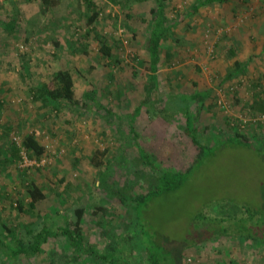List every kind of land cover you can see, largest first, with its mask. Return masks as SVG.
<instances>
[{
    "label": "rangeland",
    "instance_id": "obj_1",
    "mask_svg": "<svg viewBox=\"0 0 264 264\" xmlns=\"http://www.w3.org/2000/svg\"><path fill=\"white\" fill-rule=\"evenodd\" d=\"M195 2L164 1L168 31L155 90L148 39L156 0H0V222L17 231L55 228L66 225V215L73 218L71 211L83 208V232L99 252L118 254L142 238L134 213L126 216L120 201L121 194L132 199L159 186L138 148L169 172L185 171L196 154L184 134L185 117L164 119L162 126L160 117L152 119V108L160 110L176 96L215 89L213 72L226 71L232 63L227 51L231 30L212 25L214 5L190 12ZM238 3L245 12L255 6L251 0H231L220 7ZM94 10L99 16L89 24ZM102 37L112 48L110 60L99 51ZM62 69L73 75L77 103L37 101L31 91ZM236 84L239 89L219 85L220 92L190 103L209 146L206 157L179 189L163 192L142 208L143 220L168 245L180 243L198 211L216 215L224 205L264 210V111L252 108L259 93L254 86ZM87 90L110 112L85 100ZM130 125L141 134L137 140ZM235 132L251 147L220 143ZM28 135L45 148L43 156L24 147ZM96 149L107 151L101 168L90 163ZM31 181L45 195L33 211L27 190ZM73 256L66 238L59 236L31 260L0 264H108L88 254L76 263ZM123 264L151 262L141 246ZM183 264H264V244L221 237L186 249Z\"/></svg>",
    "mask_w": 264,
    "mask_h": 264
},
{
    "label": "trees",
    "instance_id": "obj_2",
    "mask_svg": "<svg viewBox=\"0 0 264 264\" xmlns=\"http://www.w3.org/2000/svg\"><path fill=\"white\" fill-rule=\"evenodd\" d=\"M46 3V0H43ZM164 1L156 0L157 9H151V13L154 16V24L152 27L151 35L148 40V53L150 60V81L154 83L155 90H158V76H157V62L159 59L161 45L163 39L166 37L168 31L167 19L164 16ZM224 4L227 0H196L193 4L191 11L196 13L201 7L211 5L213 3ZM88 8H94L92 2H88ZM99 16V12L96 10L92 11L89 17V24H93ZM99 51L106 59L112 58V48L107 44L104 37L99 38ZM238 67V63H234ZM230 74L229 77H231ZM34 98L44 104L49 102L64 101L69 105L74 106L77 103L74 79L70 70L62 69L58 70L52 79L35 90L31 91ZM210 92H198L189 96H176L165 102V105L160 110L154 109V116L152 119L160 117L162 126H165L164 119L173 120L177 115H183L185 117L184 134L189 139L190 147L196 150V154L192 165L187 167L183 172L175 171L169 172L162 165V161H159L155 156L149 154L144 148L139 147L138 151L141 159L147 165H149L153 173L156 175L155 181L158 187L149 190L145 195L137 196L132 199L126 195L121 194L120 201L125 208V215L134 213V226L141 234L142 238H135V244L127 249L122 250L121 253L113 251H107L101 253L98 251L95 245L91 244L83 232V223L85 210L83 208H76L72 213V219L69 215H66V225L57 226L55 228L42 225V227L36 226L31 229H23L17 231L10 228L5 223L0 222V262L14 263L19 259L31 260L42 252L45 245L49 243L50 239H55L59 236L65 237L68 241L70 248L73 251L72 261L78 262L85 254L94 256L99 260L106 261L108 264H123L124 257L131 255L137 247L143 246L149 254V260L151 264H183V252L186 249L195 248L198 245L208 243L221 237H227L231 239H249L258 243L264 244V210L253 209L249 206L234 205L233 207H220L219 213L213 215L211 212L198 211L192 217L189 223V231L187 235L179 242L169 243L165 242L162 235H157L155 231L149 228V224L146 220H143L142 208L153 199L157 198L163 192L175 191L179 189L187 179L190 171L199 164V162L206 157V150L209 146L203 143V133L201 132L196 122L193 120V113H191L190 103L197 100L198 98L208 99ZM83 98L99 107L103 108L102 105L96 100L95 92L93 90H87L84 92ZM155 103H151L153 106ZM254 110L261 109L264 111V91H259L258 95L254 99L252 104ZM149 110V109H147ZM106 113L110 111L105 109ZM135 115L132 118L134 121ZM130 125V131L135 135V140L141 137V134L135 133V129ZM151 130H147L149 133ZM234 137H228L224 143H234L240 146L250 148L251 144L245 140L242 141V135L235 132ZM234 140H237L234 142ZM24 147L33 152L37 157L43 156L45 148L37 141L34 135H28L23 142ZM106 150L96 149L90 157V163L95 168H101L104 166V159L106 157ZM17 155V152H16ZM165 168V169H164ZM28 194L31 199L29 203V210H34L37 203L45 198L42 190L33 181L28 183L27 186ZM138 209H141L140 212ZM19 210L23 209L19 207ZM146 228V231L144 229ZM151 230V231H150ZM148 231V232H147ZM152 232V233H151ZM162 238V239H161ZM133 242V238H131ZM120 246V245H118Z\"/></svg>",
    "mask_w": 264,
    "mask_h": 264
},
{
    "label": "crops",
    "instance_id": "obj_3",
    "mask_svg": "<svg viewBox=\"0 0 264 264\" xmlns=\"http://www.w3.org/2000/svg\"><path fill=\"white\" fill-rule=\"evenodd\" d=\"M254 1L251 0L252 4ZM256 1L257 4L252 5L249 12H245L246 10L239 3L226 8L220 7L221 3L218 2L211 4L214 5V11L211 12L212 25L217 29L227 25V29L231 30L227 45H231L232 48L227 51L233 58L228 70L222 71L218 68L213 72L215 89H204L200 93L207 91L210 94L218 93L220 90L217 87L226 84L236 87L237 81H242L244 87L252 85L258 92L264 91V0ZM235 62L238 63V67L235 66ZM230 74H232L231 77H229ZM237 87L239 89V86Z\"/></svg>",
    "mask_w": 264,
    "mask_h": 264
}]
</instances>
